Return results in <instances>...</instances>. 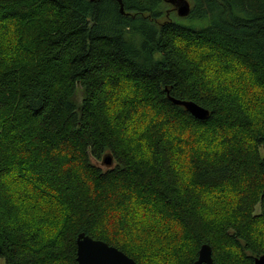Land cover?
<instances>
[{
	"label": "trees",
	"instance_id": "obj_1",
	"mask_svg": "<svg viewBox=\"0 0 264 264\" xmlns=\"http://www.w3.org/2000/svg\"><path fill=\"white\" fill-rule=\"evenodd\" d=\"M185 1L181 18L163 0H0V264H77L81 233L155 264L138 215L169 220L156 264L264 255V0ZM21 184L57 201L55 231Z\"/></svg>",
	"mask_w": 264,
	"mask_h": 264
},
{
	"label": "rangeland",
	"instance_id": "obj_2",
	"mask_svg": "<svg viewBox=\"0 0 264 264\" xmlns=\"http://www.w3.org/2000/svg\"><path fill=\"white\" fill-rule=\"evenodd\" d=\"M166 11L170 12L171 17L172 14H175L176 12L174 8H172L171 6L165 7L164 12ZM0 36L3 38L2 35ZM246 99H248L249 101ZM243 100H244L243 102L250 107L252 106L251 104H254V101H250L251 99L248 96V94H246ZM93 163L94 165L99 167L102 171L107 170V168L102 165V161L93 162ZM180 166L181 167L183 166L182 162L180 163ZM182 170L185 173V169L183 168ZM21 186L24 189H20L19 191L21 192L24 191L27 195H31V193L33 194L32 196L33 201H29V200L24 201L25 203H23L24 205H22V208H25V206H27L28 210L27 209L26 210L30 214L32 213V216L46 217L47 225L45 227L50 228L51 229L50 231H55L53 226H55L56 219L59 218V212H60V208L56 204L57 201L53 198H49L48 196L45 197L38 195V193L36 194L35 192L31 191L32 188L28 186V184L26 185L21 184ZM210 198L211 197H209L208 200L212 201L215 197H212V200ZM226 201H227L226 198L221 195V197H217L215 201L213 200V204H215V208L216 206L224 207ZM216 210L226 213L227 208H216ZM149 219H151V221L147 219L144 221V219L141 218L140 215L136 216L135 225H137V227H134V233L132 235V239L136 243V245H138V247L141 246L142 248H144L147 251V253L150 254L151 258L152 259L154 258L153 262L156 264L158 263L160 258H163V253L167 254L164 248L170 246L172 239L169 236L170 234L173 235V232L172 230L169 231L170 230L169 229L170 226L168 225L169 220L162 218H156L153 220L151 217ZM131 223L132 222H128L127 224H131ZM141 224H148L147 226L152 225L153 229L151 227L150 229H148V231L150 232L152 231L154 233L146 232L145 229L141 228L142 226ZM172 238H174V235Z\"/></svg>",
	"mask_w": 264,
	"mask_h": 264
},
{
	"label": "water",
	"instance_id": "obj_3",
	"mask_svg": "<svg viewBox=\"0 0 264 264\" xmlns=\"http://www.w3.org/2000/svg\"><path fill=\"white\" fill-rule=\"evenodd\" d=\"M120 4V12H122L121 0H117ZM171 5L177 13L178 17H186L189 14V4L185 0H163ZM173 104L183 107L193 118L204 121L208 118L209 112L194 103L178 101L170 99ZM102 165L106 168L112 166V158L105 155L102 158ZM76 261L77 264H136L132 259L128 258L118 249L108 244L93 240L83 233L76 238ZM193 264H212L211 247L207 244L200 246L198 258ZM253 264H264V255L254 259Z\"/></svg>",
	"mask_w": 264,
	"mask_h": 264
}]
</instances>
